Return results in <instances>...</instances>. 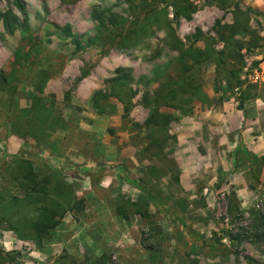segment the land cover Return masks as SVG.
Segmentation results:
<instances>
[{
    "label": "rangeland",
    "instance_id": "rangeland-1",
    "mask_svg": "<svg viewBox=\"0 0 264 264\" xmlns=\"http://www.w3.org/2000/svg\"><path fill=\"white\" fill-rule=\"evenodd\" d=\"M20 1L0 0V264H264V0ZM18 158L83 202L41 245L9 229Z\"/></svg>",
    "mask_w": 264,
    "mask_h": 264
},
{
    "label": "trees",
    "instance_id": "trees-1",
    "mask_svg": "<svg viewBox=\"0 0 264 264\" xmlns=\"http://www.w3.org/2000/svg\"><path fill=\"white\" fill-rule=\"evenodd\" d=\"M18 9L25 14V6L20 0H16ZM11 14H2L0 13V21H3L5 26L11 27L10 20ZM95 19L101 21L100 17L95 15ZM16 23H19L18 19H13ZM221 25V22L218 21L216 27L218 28ZM139 30H141L139 28ZM236 28L232 29L231 32H235ZM134 31L133 33H137ZM142 32V31H140ZM143 34V33H141ZM221 41L224 42L227 47L230 46V41L233 39L231 34L229 37H226L225 34L219 32ZM243 47L238 43V49L234 51L235 55L241 58L240 51ZM233 52V51H232ZM188 54V52L186 53ZM216 64V73H217V84L221 87L222 81H225L227 85L231 88H235L236 85H242L239 79V70L231 69L227 63L229 59L224 52L215 51L213 56L209 57ZM184 60V55L181 57V61ZM192 68L186 69L183 74V84L171 83L167 85L168 91L165 94H157L156 102L158 106H168L172 105V102L178 100L179 97L183 96L187 91V83L189 82V73ZM118 81L116 79L114 82ZM103 92H99L94 96L93 101L95 103L103 100L101 98ZM244 102H241V109L244 108ZM167 119L159 114L158 111H155L153 116L147 122V126L155 125L160 126L164 125L163 122H160V119ZM17 164V179L20 184V188L23 191L24 197L23 200H16L19 203V208L17 213L20 214V217L17 219V222L8 220L9 229L14 231L19 239L34 241L37 245H41L43 240L46 239L52 231L56 230L62 223L64 217L78 209L80 205L83 204L82 201L77 200L76 196L73 194L71 189L67 184L63 182L62 188L55 189L52 188L51 181L45 179L42 182H39L38 176L35 172L34 166L31 162L24 158H18L16 161ZM252 176L255 180H258V171L256 167L252 169ZM60 190V191H59ZM59 191V192H58ZM19 201V202H18ZM5 221L7 217H4ZM258 238L260 242H264V221L260 225H257ZM262 229V230H261ZM100 264H106L107 259L103 258L99 260ZM250 264H257L255 260L250 259Z\"/></svg>",
    "mask_w": 264,
    "mask_h": 264
}]
</instances>
